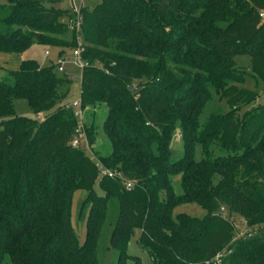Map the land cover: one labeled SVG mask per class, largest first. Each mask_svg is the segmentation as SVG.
I'll list each match as a JSON object with an SVG mask.
<instances>
[{
	"label": "trees",
	"instance_id": "obj_1",
	"mask_svg": "<svg viewBox=\"0 0 264 264\" xmlns=\"http://www.w3.org/2000/svg\"><path fill=\"white\" fill-rule=\"evenodd\" d=\"M54 1L0 2V50L80 44L86 64L79 110L93 114L105 103L102 129L111 149L95 150L93 158L84 143L71 145L78 116L62 103L70 78L57 76L52 65L22 59L9 71L11 82L0 79V264H99L96 245L112 198L118 201L109 238L115 264H141L128 252L136 232L145 264H264V104L238 116L257 91L238 85L245 72L232 59L249 53L251 74L264 82V0H101L80 6L78 30L66 20L74 10ZM208 84L230 109L198 129ZM15 98L44 116L16 114ZM82 126L93 145L94 122ZM177 128L183 154L174 160L169 142ZM214 141L230 152L213 156ZM102 168L121 172L132 185L102 175ZM176 175L180 193L172 184ZM77 188L88 191L82 242L70 221ZM187 202L205 213L175 211ZM230 214L250 231L234 237Z\"/></svg>",
	"mask_w": 264,
	"mask_h": 264
},
{
	"label": "rangeland",
	"instance_id": "obj_2",
	"mask_svg": "<svg viewBox=\"0 0 264 264\" xmlns=\"http://www.w3.org/2000/svg\"><path fill=\"white\" fill-rule=\"evenodd\" d=\"M101 0H55L52 4L60 8H68L79 10L80 6L92 7ZM0 2H6V0H0ZM67 20V18H66ZM69 32L66 36H69ZM73 47L71 46H58V45H44L41 43H32L28 48L19 52L1 51L0 50V79L11 82L10 70H15L20 67L22 59L32 58L35 59L41 66H53L54 72L57 76H68L70 78V88L67 95L62 100L65 105L71 106L74 112L77 113L78 119L86 123L91 121L95 124V140L93 145H89L85 149L87 153L93 158L95 157V150L103 154L109 153L111 147L108 138L106 137L102 123L107 113V107L105 103H101L94 109V113L91 108H85L83 113L79 111V105L76 102L80 97V73L81 66L74 62L75 56L73 54ZM47 50V53L45 51ZM62 59L63 70H58L56 67L58 60ZM234 65L245 72V80L238 83L239 86L247 87L257 91V96L254 102L250 104H242L238 109V116L241 117L243 113L255 104H264V82L259 77H255L251 74V58L249 53L242 52L236 53L232 57ZM138 81L133 82V87L136 86ZM209 96L205 100L201 111L198 115V129H202L209 116L212 114H223L230 109L229 103L225 97H221L215 90L214 86L208 84ZM13 106L15 113L18 115H24L28 117L42 118L44 114H35L30 108L25 98L13 99ZM50 112V111H49ZM179 128L176 129L169 142V155L171 159H178L183 154V140L180 136ZM220 146L217 142H213L211 146L212 155H225L229 153ZM194 157L199 159L202 157L201 147L196 144L194 150ZM172 184L176 193H180L179 175L172 176ZM94 190L97 193H102L99 189L97 182L94 184ZM88 191L85 188H77L73 190L71 195L70 206V221L74 229L77 238L82 242L85 238L86 231V217L89 209V203L85 201ZM175 211H183L192 215L202 216L204 209L194 202H187L179 204ZM118 213V201L116 198L109 200L107 207V219L102 227L99 238L96 245V256L99 264H115L117 258V251L109 247L110 232L112 230L114 221ZM223 214H227L225 209H222ZM230 219L234 224V237L243 235L249 230L246 227L243 219L237 214H230ZM137 232L133 235L128 243V252L136 254L141 258V264H145L148 261L147 254L142 250L136 241ZM131 264V263H129Z\"/></svg>",
	"mask_w": 264,
	"mask_h": 264
},
{
	"label": "built area",
	"instance_id": "obj_3",
	"mask_svg": "<svg viewBox=\"0 0 264 264\" xmlns=\"http://www.w3.org/2000/svg\"><path fill=\"white\" fill-rule=\"evenodd\" d=\"M74 12H75V16L74 17H68L67 18V22H68V24H69L70 27L75 28L76 30H78L79 29V26H80L81 16H80L79 10L77 8H74ZM259 16L262 19H264V9H262V10L259 11ZM82 50H83V47L80 44H78L73 49V54H74L75 60H76L74 62L78 63L81 67L86 64V61H84L81 58V51ZM45 53H47V50L45 51ZM62 63H63V60L62 59H59L58 60V64H57L58 70H63ZM76 104H78V102H76ZM77 112L80 113V110L77 111ZM75 131H76L75 132V135L72 137V139L70 141L71 145L77 146L80 143H84L85 146L87 147L88 146L87 137H86L85 131L83 130V126H82L81 119H78V126H77V128H76ZM100 173L102 175L106 174L108 176H114V175L119 176L121 179H123L124 186L125 187H130L132 185L131 180L125 179L124 176L122 175V173L119 172V171L111 170V169H107V168H102L101 171H100ZM226 252L227 251H225V250L220 251L215 256V262L216 263H220L221 256L224 255Z\"/></svg>",
	"mask_w": 264,
	"mask_h": 264
}]
</instances>
